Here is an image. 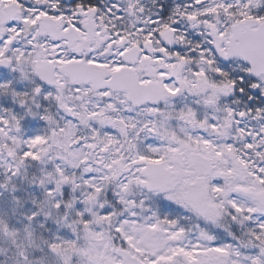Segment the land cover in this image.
Wrapping results in <instances>:
<instances>
[{
    "label": "flooded vegetation",
    "instance_id": "af4514ba",
    "mask_svg": "<svg viewBox=\"0 0 264 264\" xmlns=\"http://www.w3.org/2000/svg\"><path fill=\"white\" fill-rule=\"evenodd\" d=\"M220 5L228 7L222 18L214 13ZM251 20L264 22V0H0V53L1 58L13 51L25 53L37 65H78L69 77L56 68L51 86L38 82L34 87L40 97L52 96L59 129L68 128L65 111L81 121L77 111L87 108L82 97L86 95L85 104L92 109L93 94L113 96L119 106L123 102L120 110L131 121L126 128L138 127L140 112L127 105L125 94H101L89 84H71L89 74L91 66L111 72L127 67L143 83H159L166 97L160 105L147 107L151 118L147 121L155 130L151 129L152 140L163 125L166 145H176L165 151L164 160L171 166L173 155H181L183 192L185 185L201 183L209 198L215 182L230 184H222L219 196L209 198L216 209L212 219L217 223L216 247L227 249L238 238L239 247L252 254L256 242L264 240V200L237 193L238 189L251 190L254 196L264 193V68L256 67L264 65V35L258 25H246ZM135 49L136 57L131 54ZM68 93L78 101V110L66 108L71 106L65 99ZM105 140L119 141L112 132ZM224 150L228 166L231 161L241 166L233 170L237 177L245 168L254 177L236 179L221 172L210 155ZM195 159L210 162L213 172H195ZM114 165L123 169L121 163ZM124 172L136 179L133 171ZM110 176L109 184L118 179L121 186L122 174ZM225 193L237 206L223 211L218 201Z\"/></svg>",
    "mask_w": 264,
    "mask_h": 264
},
{
    "label": "rangeland",
    "instance_id": "374dc122",
    "mask_svg": "<svg viewBox=\"0 0 264 264\" xmlns=\"http://www.w3.org/2000/svg\"><path fill=\"white\" fill-rule=\"evenodd\" d=\"M31 67L33 66L31 65ZM26 81L27 80H25L21 74V79H16V76H14L8 81H0V87L2 89H7L11 86L13 87L14 84H26ZM71 97L72 94L68 93L65 98L71 103V106L69 107V104H67L66 108H69L70 110H72V108H76V110H78L80 108L79 105H76L78 101L74 102L73 98ZM84 97H86V95H84ZM84 97H82V104H84L83 106L87 108L84 110L79 109V111H77L78 115L83 113L85 116V111H93L96 113L97 116L93 113L95 116L92 117L93 119L99 117V119L86 123L94 132L93 138L102 140L106 145L109 144V141L102 138L103 133L101 132L105 131V133L108 134L109 132L116 133L118 140L125 143V145L122 144L123 146L121 145V148H119L121 154L115 159L111 158L110 160L117 161V163H122L123 165L122 159L127 156L128 151H131V147L133 148L132 141H130L129 131L135 134V136L139 137V135H141L142 126L137 130L135 128H126L125 124L121 123L120 120H118L115 124L109 122V115L107 113H112V116H115L117 114V109H120L121 107L125 108L123 102H121V106H119L116 105V99H114L111 102L113 105H110L112 110L105 109L106 112L100 114L97 111L99 109L92 110L89 107V104H85L87 98ZM37 98L38 97L35 95H29L27 99L29 101L28 108L30 110H27L25 116H23L17 123H15V121L11 122L12 130H0L3 132V134L0 135V172L1 174L6 175L10 169H15L14 172L16 174L17 170H20V159L25 158L26 160L32 161L38 159V161H41L42 163L41 169H47L48 171H51L52 178L57 180V184L64 182V185L60 186V188H56V185H54V191L57 194H53V192L51 193L49 191L47 192L49 194L41 193L43 188L49 182L44 185V187L41 189V192H39L37 189L39 197L37 196L36 192H34V194L31 192L32 195H36V197L30 203L31 205L29 206V209L24 210L23 214H21L20 218L23 219L22 223H13L17 224V227H10L6 220L17 218V209L22 205V203H25L23 201L26 200H23L24 192L21 190H18V192L17 190H13V192L9 194L4 192L0 193V264H78V262H80V264H104L107 260L112 259L111 245L109 242H107L104 228L102 226V223H104V218H101L100 215L101 211L106 206L105 199L108 193L103 190L104 188H102V190L99 188L103 182L98 184L97 182H94V179H90L92 180L91 182H86L85 174H83L81 171H76V175L75 173L70 174L71 169H73L72 159L74 158V153L70 150L72 145L70 143L69 145H66L65 137L63 134H60L61 132L59 129L58 131L56 129L52 131L46 130L43 134H38L39 131L35 130V127L33 126L34 121L30 119L36 116L35 108L39 105ZM75 99H77V97ZM19 102V106L21 105L20 107L22 108V106H24V100ZM64 117V119H66L67 117L72 116L65 111ZM119 118L122 120L124 119V117ZM25 120L32 123V130H34V132L32 133L33 136L31 138H27V132L22 131L23 129L21 127H24ZM67 122L69 121L67 120ZM119 123L121 126H119ZM37 135L39 136L37 137ZM72 135L76 136V134ZM145 135L149 136L151 134L145 131ZM139 143L141 144L140 141ZM179 147V149L182 148L180 144ZM163 148L164 147L162 145L157 149L161 151ZM168 148H171V146H168ZM50 149L54 150L52 156L50 153L44 154L45 150ZM80 149H82V146H80ZM10 155H13L14 159L9 161ZM42 155H44V157H42ZM225 155L226 152L224 150L219 152V154L214 153L212 155L211 153L210 158L214 159V164H217L221 170L225 171L226 173L234 174L237 177L233 170L238 169L241 166H239L237 162L234 161L229 162L230 166H228V161H226ZM93 157L90 156V163H94L99 166L101 164L100 161L94 160L96 157ZM59 159L64 161V165L62 167H58L57 165ZM124 162L125 164L122 168L126 170L127 164H129L128 162L130 161L126 160ZM243 164L244 162H241V165ZM112 167L113 164L108 165V169L113 170ZM76 169L77 167L75 170ZM84 170H86L84 173H87L88 167H86ZM243 176L254 177L250 169L247 170L246 168L245 171L240 174V177H237L236 179H242ZM108 178V176H104V174H102V177L99 179H103L104 181ZM32 183V187L35 188L36 183ZM74 183H80L82 185L90 183V185L97 188V190L89 194L87 197H84L83 193L75 195L74 192L77 191V188ZM229 185L230 184L227 183V186ZM227 186L226 184H223V187ZM215 188L218 189L214 190ZM215 188L213 187L214 196L211 197H218V191L222 189V186L219 188V186L216 185ZM63 193L69 194L67 204V195ZM41 194L42 197L40 198ZM11 199L12 202L8 204ZM232 200V197L228 196L227 193L222 195V198L218 201L220 210L224 211L226 208H230L231 205H234L235 208L237 205L236 203H232ZM164 201L166 204H172L176 202L177 204L181 205L185 209V213L183 215L185 219L193 220L194 218H197L195 214L186 207L184 194L182 192L171 196L169 201L165 199ZM151 202H155L156 204L157 200H152ZM235 202H238V200H235ZM74 205L75 211H73ZM10 210L11 212H9ZM54 212H60L62 213V216L57 217ZM41 213L43 214L44 218H58L61 221L59 226L61 234L68 233V236L64 234L66 235L65 238L67 239L69 236H72L71 240H64L61 238L62 240L60 239L58 242L52 243V248L55 250L49 249V251L44 253L42 256L38 254L39 252L37 250L38 246H36V239L30 235L32 233L31 224L36 223V219H38V216L41 217ZM107 217L111 218L112 215ZM28 219L31 221L29 225H23L25 222H28ZM107 221H109V219H107ZM205 221L207 224L217 225V223L212 219H206ZM161 225L162 222L154 220L151 228L156 229L157 227H161ZM79 233L85 237L84 246L82 248H80L81 244L79 243ZM173 233V236H171L172 238H170L174 240L173 243H176L177 246L175 247V245H173L172 248L169 249L170 251H164L162 256L157 260L158 264H264V253L261 250L250 256L251 254H247V250L243 249L244 246L240 248L237 246V244H234L232 247L230 245L227 249L211 247V249H209L207 252H203L201 248H199V243L189 248L190 250L183 248L181 249L180 244L184 240V237L181 235L182 232L180 230L174 231L173 229ZM186 233L192 234L189 232V230H186ZM150 240L151 245H154L151 247V250L160 252V241H156L152 238ZM158 240H163V236H161ZM99 243L101 246L92 245ZM262 245H264V243ZM69 248H74V251L68 252L67 250ZM227 253H229V255H227Z\"/></svg>",
    "mask_w": 264,
    "mask_h": 264
},
{
    "label": "water",
    "instance_id": "95a60500",
    "mask_svg": "<svg viewBox=\"0 0 264 264\" xmlns=\"http://www.w3.org/2000/svg\"><path fill=\"white\" fill-rule=\"evenodd\" d=\"M74 67H78V65H67L66 67L64 66L61 70L63 71L64 75L65 76H68V73L71 71L72 68ZM95 69V68H93ZM91 70L89 74H86L84 76V78L81 80L80 77H78L77 80H79V82L81 81H86V82H89L88 80L90 81H93L94 83V80L91 78L92 75H97L99 74L98 71L95 72L94 70ZM103 76L104 75H107V74H104L102 73ZM116 77H119L118 75ZM129 100H131V95L128 97ZM142 100H146L145 97H142ZM147 168L144 170V175L147 176L150 181H151V191H154V190H160L161 192H168L170 190V185H166L165 184V181L169 178V177H172V174L169 172V170L165 172V169L163 168V165L162 164H148L146 166ZM179 174L175 175V178L172 177L173 181H176L177 179H179ZM169 181V179H168ZM194 192H197V190H193L192 192V195L193 197H195V193ZM191 201L195 202L196 203V200L194 199H190ZM196 207V206H195ZM197 208V207H196ZM127 258V257H125ZM126 264H136L135 262H131L130 260H127L126 261Z\"/></svg>",
    "mask_w": 264,
    "mask_h": 264
}]
</instances>
